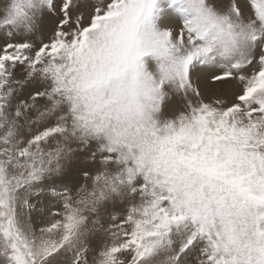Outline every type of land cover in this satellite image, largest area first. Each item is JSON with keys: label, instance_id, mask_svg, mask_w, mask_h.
Returning a JSON list of instances; mask_svg holds the SVG:
<instances>
[{"label": "snow or ice", "instance_id": "6c2138e0", "mask_svg": "<svg viewBox=\"0 0 264 264\" xmlns=\"http://www.w3.org/2000/svg\"><path fill=\"white\" fill-rule=\"evenodd\" d=\"M0 264H264V0H0Z\"/></svg>", "mask_w": 264, "mask_h": 264}, {"label": "rangeland", "instance_id": "374dc122", "mask_svg": "<svg viewBox=\"0 0 264 264\" xmlns=\"http://www.w3.org/2000/svg\"><path fill=\"white\" fill-rule=\"evenodd\" d=\"M201 80L198 82L201 92L204 94L205 99H209L213 92L228 93L237 90L235 82H228L224 84H213L210 81V73L205 71L201 74ZM230 98V97H229ZM39 221H37L38 223ZM99 243V241H97Z\"/></svg>", "mask_w": 264, "mask_h": 264}]
</instances>
